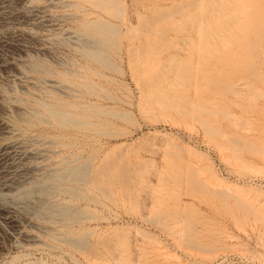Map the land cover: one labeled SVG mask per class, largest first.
Returning a JSON list of instances; mask_svg holds the SVG:
<instances>
[{
    "label": "rangeland",
    "instance_id": "374dc122",
    "mask_svg": "<svg viewBox=\"0 0 264 264\" xmlns=\"http://www.w3.org/2000/svg\"><path fill=\"white\" fill-rule=\"evenodd\" d=\"M263 52L264 0H0V264H264Z\"/></svg>",
    "mask_w": 264,
    "mask_h": 264
},
{
    "label": "bare ground",
    "instance_id": "6f19581e",
    "mask_svg": "<svg viewBox=\"0 0 264 264\" xmlns=\"http://www.w3.org/2000/svg\"><path fill=\"white\" fill-rule=\"evenodd\" d=\"M261 38V37H260ZM261 41V40H260ZM249 43H250V41H249ZM251 50V49H250ZM249 51V50H248ZM264 53V52H263ZM262 54V53H261ZM261 57H262V55H261ZM250 69V68H249ZM233 86H235V85H233ZM229 88H231V87H229ZM7 128V127H6ZM85 174V173H84ZM97 174V173H96ZM87 175V174H86ZM95 175V174H94ZM76 177L78 178V179H81V180H83L84 178H83V173H79V174H77L76 175ZM84 177H86V176H84ZM94 177V176H93ZM86 179V178H85ZM93 179H95V178H93ZM94 181H96V180H94ZM93 182V181H92ZM97 182V181H96Z\"/></svg>",
    "mask_w": 264,
    "mask_h": 264
}]
</instances>
